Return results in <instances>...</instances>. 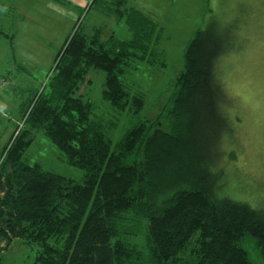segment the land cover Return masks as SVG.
Masks as SVG:
<instances>
[{"label":"trees","instance_id":"trees-1","mask_svg":"<svg viewBox=\"0 0 264 264\" xmlns=\"http://www.w3.org/2000/svg\"><path fill=\"white\" fill-rule=\"evenodd\" d=\"M131 2L92 0L87 9L123 23L128 40L104 38L102 27L86 33L78 21L43 90L18 89L22 125L0 158V264L15 240L37 249L36 264H252L247 239L264 262V200L228 192L225 164L237 153L225 144L237 121L219 78L229 38L218 24L187 44L169 105L119 142L83 99L89 76L102 72L110 107L131 116L145 107L122 78L132 63L164 67L165 30ZM0 38L14 42L3 29ZM10 86V75L0 78V97ZM37 134L85 171L82 184L26 161Z\"/></svg>","mask_w":264,"mask_h":264},{"label":"rangeland","instance_id":"rangeland-1","mask_svg":"<svg viewBox=\"0 0 264 264\" xmlns=\"http://www.w3.org/2000/svg\"><path fill=\"white\" fill-rule=\"evenodd\" d=\"M131 1V8L141 11L165 30L160 46L164 67L132 63L122 78L131 93L145 98V107L134 116L110 107L102 99L105 88L102 72L89 76L90 84L80 90L83 99L92 102L95 114L112 128L108 130L111 140L119 142L128 129L141 121L155 120L169 105L176 81L185 70L187 44L198 30L218 24L229 38L228 49L218 62L219 78L232 104V117L237 121L233 123V136L225 144L227 152L237 153L233 162L225 164L230 174L228 192L264 200V0ZM91 2L0 0V29L9 37L14 35L13 44L0 38V78L10 75L12 79V86L0 97V158L17 125H22L19 110L23 95L18 89L43 90L58 54L78 21L86 33L102 27L104 38L111 34L121 40L130 38L123 23L109 21L96 9L88 12ZM25 159L47 172L76 183L84 182L85 171L70 166L64 155L41 134L35 135ZM255 245L251 239L241 243L252 264H264ZM36 255V248L15 240L3 252L1 264H36Z\"/></svg>","mask_w":264,"mask_h":264},{"label":"crops","instance_id":"crops-1","mask_svg":"<svg viewBox=\"0 0 264 264\" xmlns=\"http://www.w3.org/2000/svg\"><path fill=\"white\" fill-rule=\"evenodd\" d=\"M4 39V38H3Z\"/></svg>","mask_w":264,"mask_h":264}]
</instances>
